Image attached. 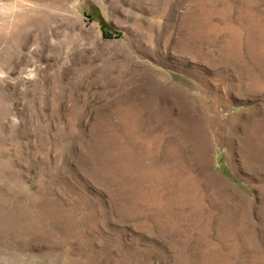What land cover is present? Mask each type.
Listing matches in <instances>:
<instances>
[{
    "label": "rangeland",
    "instance_id": "obj_1",
    "mask_svg": "<svg viewBox=\"0 0 264 264\" xmlns=\"http://www.w3.org/2000/svg\"><path fill=\"white\" fill-rule=\"evenodd\" d=\"M0 264H264V0H0Z\"/></svg>",
    "mask_w": 264,
    "mask_h": 264
}]
</instances>
